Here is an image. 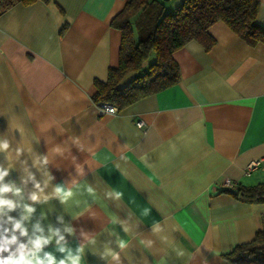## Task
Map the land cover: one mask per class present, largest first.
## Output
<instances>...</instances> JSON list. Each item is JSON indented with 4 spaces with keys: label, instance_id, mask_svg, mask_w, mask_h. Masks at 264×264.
Here are the masks:
<instances>
[{
    "label": "crops",
    "instance_id": "1",
    "mask_svg": "<svg viewBox=\"0 0 264 264\" xmlns=\"http://www.w3.org/2000/svg\"><path fill=\"white\" fill-rule=\"evenodd\" d=\"M125 1L36 0L0 12V139L13 163L6 182L25 198L33 190L21 183L16 147L41 183L32 161L48 157L46 193L62 186L72 195L35 204L28 226L62 228L63 217L74 229L68 247H84L82 264H116L102 259L108 247L121 264H231L223 254L264 229V203L224 191L264 181V167L243 172L264 159V43L249 45L217 21L209 49L190 40L173 52L176 84L102 114L94 80L118 64L120 31L110 21ZM257 22L264 25V0ZM0 164L8 165L3 153ZM46 250L62 257L54 244Z\"/></svg>",
    "mask_w": 264,
    "mask_h": 264
},
{
    "label": "trees",
    "instance_id": "2",
    "mask_svg": "<svg viewBox=\"0 0 264 264\" xmlns=\"http://www.w3.org/2000/svg\"><path fill=\"white\" fill-rule=\"evenodd\" d=\"M34 1L0 0V12L16 2ZM258 9L259 0H181L170 10L164 9L161 0H126L110 21L120 31L118 64L107 69L104 81L94 80L92 101H110L122 109L176 84L179 66L173 52L190 40L209 49L214 39L208 29L217 21L249 45L264 43V25L257 22ZM128 72H134L133 76L119 86ZM224 191L238 200L264 203V181L237 183ZM223 257L231 264H264V229L236 244Z\"/></svg>",
    "mask_w": 264,
    "mask_h": 264
},
{
    "label": "clouds",
    "instance_id": "3",
    "mask_svg": "<svg viewBox=\"0 0 264 264\" xmlns=\"http://www.w3.org/2000/svg\"><path fill=\"white\" fill-rule=\"evenodd\" d=\"M24 152L25 149L22 147L15 148L16 159L23 165V170L26 173L21 183L24 186L31 183L33 187L26 198L22 187L11 181L6 182V178L13 168L10 155L11 145L9 140L0 139V153L5 154L8 161L7 166L0 164V264H82L84 247L82 245L75 249L68 247L65 234H73L74 229L64 223L63 217H58V222L63 225L62 228L50 224L45 229L40 221L31 224V229L29 228L28 225L36 212L35 204L47 203L52 198H56L61 204H64L71 197L72 191L62 186H56L51 193H46V189L53 179L46 170V166L49 164L48 157H36L32 161V167L42 171L46 177L41 183L29 170L27 161L20 160ZM92 191L91 188L88 189L89 193ZM120 196L121 194L118 193L116 198L119 199ZM17 211L19 213L18 218L11 215V213ZM125 231H127V228H125ZM151 243L152 241L149 240L148 244ZM53 244L56 251L62 254L59 259L53 252L46 250ZM125 246V241H119L118 247L121 250ZM101 256L102 259L110 256L116 264H121L120 253L110 247L106 248Z\"/></svg>",
    "mask_w": 264,
    "mask_h": 264
},
{
    "label": "built area",
    "instance_id": "4",
    "mask_svg": "<svg viewBox=\"0 0 264 264\" xmlns=\"http://www.w3.org/2000/svg\"><path fill=\"white\" fill-rule=\"evenodd\" d=\"M97 107L100 113H115L117 112V107L115 104H113L110 101H98ZM138 124H141V122H138ZM258 167H264V159L259 158V159H253L250 160L244 167L243 172L245 174H250L253 170L257 169Z\"/></svg>",
    "mask_w": 264,
    "mask_h": 264
},
{
    "label": "rangeland",
    "instance_id": "5",
    "mask_svg": "<svg viewBox=\"0 0 264 264\" xmlns=\"http://www.w3.org/2000/svg\"><path fill=\"white\" fill-rule=\"evenodd\" d=\"M181 0H161L165 10L173 9L176 5L180 3Z\"/></svg>",
    "mask_w": 264,
    "mask_h": 264
}]
</instances>
